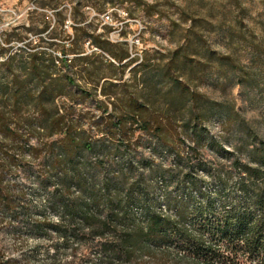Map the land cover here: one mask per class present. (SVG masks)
Wrapping results in <instances>:
<instances>
[{
	"label": "rangeland",
	"instance_id": "rangeland-1",
	"mask_svg": "<svg viewBox=\"0 0 264 264\" xmlns=\"http://www.w3.org/2000/svg\"><path fill=\"white\" fill-rule=\"evenodd\" d=\"M62 47L74 82L68 95L59 96L70 121L63 131L91 147L72 155L88 166L79 177L123 181L126 186L117 189L133 222H119L118 208L93 203L89 182L82 188L73 181L60 185L64 170L50 172L48 165L56 155L49 144L61 136L35 137L30 115L31 128L21 126L23 137L5 147L14 162L2 178L11 204L0 202V264H200L176 236L169 234L159 246L143 240L144 204L174 219L180 203L195 194L191 180L216 211L238 204L243 168L258 171L264 190V0H0V64L11 68L7 76L0 68V76L10 79L19 64L52 61L51 73L62 76ZM107 50L127 54L120 64L127 65L128 83L110 90L116 99L108 112L115 108L118 117L125 116V105L139 96L132 68L146 64L150 76L174 64L183 66L195 119L185 126L155 106L148 112V131L136 125L108 130L97 105L105 101L101 83H94L115 74L103 64H119ZM153 93L159 98L165 90ZM127 186L134 187L128 197Z\"/></svg>",
	"mask_w": 264,
	"mask_h": 264
},
{
	"label": "trees",
	"instance_id": "trees-1",
	"mask_svg": "<svg viewBox=\"0 0 264 264\" xmlns=\"http://www.w3.org/2000/svg\"><path fill=\"white\" fill-rule=\"evenodd\" d=\"M64 20H59L62 25ZM22 43V39L17 40ZM93 45L100 47L97 42ZM9 40L5 41V46ZM63 58L61 66L65 74L62 76L51 73L56 64H19L17 74L11 75L10 79L0 76V202L5 207H10L7 187L3 182V175L7 173L14 160L10 152L5 150L8 142L23 137L19 128H31L32 118L35 116V137L60 135L58 143H50L49 148L55 153L54 159L48 165V171L63 169L64 173L59 176L60 185H67L73 181L78 188H82L85 182L91 185V197L93 203H102L111 209L118 208L122 223L133 222L125 214L126 200L119 196L117 187L126 186L122 181L117 184L114 178H102L98 180L93 175L81 180L79 174L88 166L80 164L72 159L73 153L90 150L91 147L85 142H77L70 131H63L70 125L68 114L61 108L60 95H68L67 88L74 85L68 71L73 64H67L66 51L62 47ZM113 61L119 64H103L114 75L99 76L94 83L99 85L100 95L105 98L104 102L97 101L102 107L103 115H106L107 129L110 131H122L126 125H136L141 130L148 131L151 128L149 110L156 107L163 109L166 118L179 117L183 125L188 126L195 119L193 110V98L183 82V66L169 64L167 67L155 68L149 76L146 64H138L129 71L132 82H137L141 88L137 98L129 100L125 105V116H117L116 109L108 112V107L115 105L116 96L111 89L119 90L127 87L128 83L123 80L126 64H120L127 59L123 51L120 54H112L107 50ZM74 54H81L75 52ZM76 60H70L74 62ZM5 75L10 73V64H0ZM96 72V71H94ZM179 78H174V75ZM118 82L119 84L115 83ZM165 90V94L159 98L154 91ZM158 98V99H157ZM130 117V121L129 118ZM162 132L158 124L154 129L156 139ZM24 134L30 135V132ZM16 149H13L15 151ZM35 149L30 148V153ZM6 151V152H5ZM246 179L238 184L242 199L238 204L229 207L221 206L217 211L215 204L201 192L200 184L191 180V193L187 200L180 203V209L174 219L155 211L149 204H144V227L140 230L143 240L159 246L176 236L178 246L188 249L195 262L200 264H264V190L260 188L258 181L262 176L257 170L243 168ZM88 184V183H87ZM133 186H127L126 196H131ZM200 199H205L200 204ZM203 202V201H202ZM201 202V203H202ZM198 203V204H197ZM196 204V206H195ZM193 208V210H191ZM64 211L69 213V207L64 206ZM258 212V214H255ZM73 213V212H72ZM71 213V215H72ZM111 215L108 216L110 219ZM190 217H193L190 220ZM82 221L87 222V216L80 215ZM191 221V222H190ZM190 222L187 227L186 223ZM205 236L211 241H206ZM222 243L221 245H219Z\"/></svg>",
	"mask_w": 264,
	"mask_h": 264
}]
</instances>
